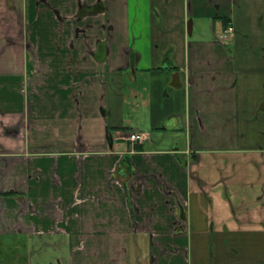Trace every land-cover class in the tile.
Returning a JSON list of instances; mask_svg holds the SVG:
<instances>
[{
    "label": "crops",
    "instance_id": "0c3cea01",
    "mask_svg": "<svg viewBox=\"0 0 264 264\" xmlns=\"http://www.w3.org/2000/svg\"><path fill=\"white\" fill-rule=\"evenodd\" d=\"M52 231L264 264V0H0V235Z\"/></svg>",
    "mask_w": 264,
    "mask_h": 264
},
{
    "label": "rangeland",
    "instance_id": "374dc122",
    "mask_svg": "<svg viewBox=\"0 0 264 264\" xmlns=\"http://www.w3.org/2000/svg\"><path fill=\"white\" fill-rule=\"evenodd\" d=\"M8 212L10 227L11 214ZM16 231V228H8ZM68 234L59 231L36 235L3 233L0 235V264H66Z\"/></svg>",
    "mask_w": 264,
    "mask_h": 264
},
{
    "label": "built area",
    "instance_id": "2783aa9c",
    "mask_svg": "<svg viewBox=\"0 0 264 264\" xmlns=\"http://www.w3.org/2000/svg\"><path fill=\"white\" fill-rule=\"evenodd\" d=\"M233 28L229 26L227 30L223 33V37L226 38L232 33ZM127 138L132 142H142L145 138V135L142 132H131L128 134Z\"/></svg>",
    "mask_w": 264,
    "mask_h": 264
},
{
    "label": "trees",
    "instance_id": "16d2710c",
    "mask_svg": "<svg viewBox=\"0 0 264 264\" xmlns=\"http://www.w3.org/2000/svg\"><path fill=\"white\" fill-rule=\"evenodd\" d=\"M8 194H13V193L12 192H10V193L8 192Z\"/></svg>",
    "mask_w": 264,
    "mask_h": 264
}]
</instances>
